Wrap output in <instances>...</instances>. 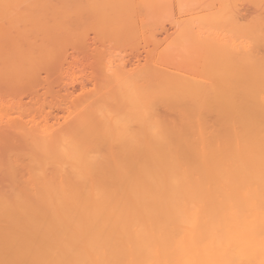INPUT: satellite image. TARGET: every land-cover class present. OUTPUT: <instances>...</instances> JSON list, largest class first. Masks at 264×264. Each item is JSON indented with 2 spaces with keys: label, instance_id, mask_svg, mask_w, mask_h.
<instances>
[{
  "label": "bare ground",
  "instance_id": "bare-ground-1",
  "mask_svg": "<svg viewBox=\"0 0 264 264\" xmlns=\"http://www.w3.org/2000/svg\"><path fill=\"white\" fill-rule=\"evenodd\" d=\"M205 1L168 20L188 69L152 62L146 84L111 55L108 100L74 129L0 118V264H264V0L249 20L245 0Z\"/></svg>",
  "mask_w": 264,
  "mask_h": 264
},
{
  "label": "rangeland",
  "instance_id": "rangeland-1",
  "mask_svg": "<svg viewBox=\"0 0 264 264\" xmlns=\"http://www.w3.org/2000/svg\"><path fill=\"white\" fill-rule=\"evenodd\" d=\"M33 1H25L26 6L21 4L14 6V10L13 4L6 3V5L0 1V118L2 117L5 122L8 120L7 123H10L9 120L12 123L23 120L26 124L31 122V125V120L35 118L33 126L43 120L41 117L47 112H53L52 115L49 114L51 116L56 114L57 117L55 115L54 117L58 118V121H54L57 125L50 122L51 125L55 124V130L74 129L77 122L86 118L87 113L84 111H88L92 103L95 102L96 106L100 99L103 102L108 100L110 95L107 94H110L112 86L110 89L107 88L109 85L106 84L110 83L104 82L107 78L103 79L105 74L101 73V68L102 64L113 57L126 56V59H132L137 71L134 69L135 71L131 73L143 75L142 79L146 84L150 82L148 77L152 62L155 63L154 67L159 65L169 69L185 70L190 67L187 54L183 53L184 56L181 54L185 51L184 48L179 46L181 48L179 49L175 46L178 43L175 44L173 41L174 33L170 29L168 20L171 15L173 19H177L184 11L188 13L189 10L201 7L202 4L197 6V3H201L202 0H171L168 3L166 0H47L45 2L39 0L41 4L37 2L38 0ZM209 1L206 0L205 3L208 4ZM245 1L244 3L239 1L237 4L243 10L242 14L249 20L255 15L256 9L254 10L252 3ZM164 2L169 4L171 9L167 5L161 6L165 4ZM28 3H31L32 8H27ZM46 3L51 5L48 6ZM38 12L40 15L37 14ZM188 17L190 16L184 14L181 19L185 20ZM162 24V28L168 30L169 39L155 49L150 42L151 36L156 34L157 39L161 38V41L164 39L165 35L160 28ZM178 50L181 56H178ZM180 57H184L183 60ZM64 59L70 64L67 68L63 66ZM169 63L173 65L170 66ZM186 64L188 66L185 68L183 65ZM146 68L150 70L145 71ZM60 69L63 71L61 72ZM140 75L136 74L137 77L133 75L135 78H132L139 80L142 77ZM72 81L76 90L68 85L71 90L73 89V94H68L69 98L66 99L62 86L72 84ZM106 89L109 90L108 93ZM61 94L65 99H62ZM92 107L89 109L95 108L93 105ZM162 109L159 108L161 115L166 114L167 117L169 114L168 117H172L171 113ZM4 121L0 125L6 126ZM10 125L11 123L5 128H9ZM1 130L0 172L11 154L9 152L11 139H8L11 135H8L9 132H4V129Z\"/></svg>",
  "mask_w": 264,
  "mask_h": 264
}]
</instances>
